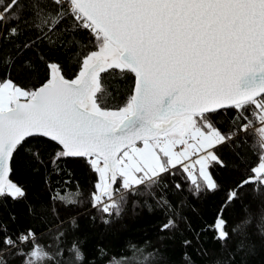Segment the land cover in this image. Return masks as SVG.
Listing matches in <instances>:
<instances>
[{"label": "snow or ice", "instance_id": "obj_1", "mask_svg": "<svg viewBox=\"0 0 264 264\" xmlns=\"http://www.w3.org/2000/svg\"><path fill=\"white\" fill-rule=\"evenodd\" d=\"M249 129L259 151L234 152L239 177L221 183L220 150L245 145ZM70 159L93 175L90 220L105 236L137 209L162 211L159 233L174 231L187 205L168 194L186 189L221 199L199 232L186 224L185 248L211 233L227 264L257 254L252 237L264 251V0H0V206L25 196L18 161L43 167L51 188ZM71 184L27 206L54 233L0 221V264H168L150 240H128L118 259L103 242L89 252L76 217L62 230L56 205L85 195Z\"/></svg>", "mask_w": 264, "mask_h": 264}, {"label": "trees", "instance_id": "obj_2", "mask_svg": "<svg viewBox=\"0 0 264 264\" xmlns=\"http://www.w3.org/2000/svg\"><path fill=\"white\" fill-rule=\"evenodd\" d=\"M25 55H31V53H25ZM41 74L43 68L40 69ZM241 139L246 141L245 145H240V140H236L231 145V148L225 147L220 150V156L228 164V168L221 169L215 168L214 173L217 179L221 183H230L232 179L239 177V172L235 171L237 167V160L234 156V152H239L241 155L244 153L255 154L259 151L255 147L257 137L249 132L248 136H241ZM248 164L252 163L249 157H245ZM245 163H240V169L242 170ZM62 175L51 176V188L45 182V169L43 167L35 168L29 166L24 161L17 162V168L12 176V179L21 186L25 192V196L18 202L12 200H6L3 202V206H0V221L8 223L9 231L16 232L25 230L32 226L37 229L38 237L43 234L47 229H51L53 233L56 229V224L40 225L37 223L39 214L37 217L28 215L27 206L29 204L35 205L40 202H49L51 193L55 191L57 187H61L64 180H71V187H75L79 182L81 190L85 195L78 199L83 203H78L69 208H65L61 204H57L56 207L59 210L60 218L64 220L63 229L71 232L70 225L68 223L71 217H76L77 223L80 226V231L76 235L81 238H85L86 234V249L90 252L98 243H105L108 246L109 256H115L118 259L121 256L128 255L125 252V244L128 240L133 242L150 240L153 245H156L159 249L160 255L168 262V264H184V253L187 252L192 258L193 264H212L214 256H219L223 261V264H227L228 252L224 251L221 255L219 245L215 244L211 239V233H207L201 236L200 244L197 245L193 241V246L185 248L182 244L184 238L191 239L193 231H189L186 224L191 225V229L195 232H199L201 227L213 220L217 209L220 205V194L216 196H202L199 199L189 196L186 189L180 192H175V189L168 194V198L171 200L174 206L179 205L183 201L187 206L184 208H178L181 216L186 217L187 221L177 218L178 228L172 232L159 233L158 225L166 220L164 213L160 210H156L153 213H149L147 209H137V215H125L119 224H113L109 230L107 236L103 233V226L97 220L95 228L91 225V216H95V211L91 208L87 201V193L91 190L93 181V175L89 173L82 162H75L68 160L66 167ZM71 175H68V172ZM179 182V177L177 178ZM251 199V197H246ZM193 208L195 210H193ZM232 209H229L225 213L226 217H229ZM14 215L15 221H10L9 216ZM50 217V212L47 214ZM159 236L164 238L161 240ZM42 242V241H41ZM249 243H255L257 245L258 252L255 256L247 257V264H264V251H259L262 241L259 237H252ZM229 247L232 246V241H229ZM205 251L207 255H204ZM240 260V257H237Z\"/></svg>", "mask_w": 264, "mask_h": 264}, {"label": "built area", "instance_id": "obj_3", "mask_svg": "<svg viewBox=\"0 0 264 264\" xmlns=\"http://www.w3.org/2000/svg\"><path fill=\"white\" fill-rule=\"evenodd\" d=\"M249 132L253 133L252 129H249Z\"/></svg>", "mask_w": 264, "mask_h": 264}]
</instances>
